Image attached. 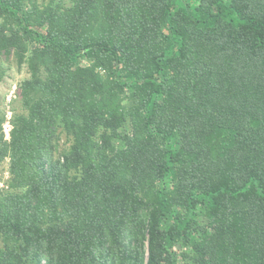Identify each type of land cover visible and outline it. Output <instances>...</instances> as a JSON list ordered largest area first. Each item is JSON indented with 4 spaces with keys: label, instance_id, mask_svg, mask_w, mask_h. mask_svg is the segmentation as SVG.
<instances>
[{
    "label": "trees",
    "instance_id": "16d2710c",
    "mask_svg": "<svg viewBox=\"0 0 264 264\" xmlns=\"http://www.w3.org/2000/svg\"><path fill=\"white\" fill-rule=\"evenodd\" d=\"M0 16V55L30 73L10 139L0 112V264H264V0Z\"/></svg>",
    "mask_w": 264,
    "mask_h": 264
},
{
    "label": "rangeland",
    "instance_id": "374dc122",
    "mask_svg": "<svg viewBox=\"0 0 264 264\" xmlns=\"http://www.w3.org/2000/svg\"><path fill=\"white\" fill-rule=\"evenodd\" d=\"M57 3L66 6H71L73 0H56ZM0 25L11 26V22H5V20L0 16ZM89 64V63H85ZM0 112L5 113V133L7 139L11 137L12 121L16 114L26 113L25 108L22 104L21 97V86L23 82L30 77L28 65H19L13 55L1 54L0 55ZM124 100V108L127 113H130L134 107V101L132 100L131 93L124 94L122 96ZM132 130V122L130 118L127 121V125L122 130V135L129 133ZM69 145L66 137L64 136V141L62 142L63 148ZM10 161L7 160L0 163V190L7 189V185L10 180ZM207 211L205 209H199L197 217V228L204 233L207 231ZM173 251L180 256L186 252L191 253L189 247L183 244H178L173 248ZM182 261V260H181Z\"/></svg>",
    "mask_w": 264,
    "mask_h": 264
}]
</instances>
